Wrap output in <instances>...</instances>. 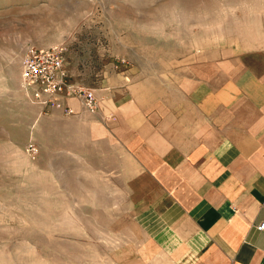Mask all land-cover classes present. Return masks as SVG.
Returning <instances> with one entry per match:
<instances>
[{
	"label": "rangeland",
	"instance_id": "rangeland-1",
	"mask_svg": "<svg viewBox=\"0 0 264 264\" xmlns=\"http://www.w3.org/2000/svg\"><path fill=\"white\" fill-rule=\"evenodd\" d=\"M263 39L264 0H0V264H137L126 249L143 240L91 115L22 88L28 48L62 45L74 83L100 95L113 74Z\"/></svg>",
	"mask_w": 264,
	"mask_h": 264
},
{
	"label": "crops",
	"instance_id": "crops-1",
	"mask_svg": "<svg viewBox=\"0 0 264 264\" xmlns=\"http://www.w3.org/2000/svg\"><path fill=\"white\" fill-rule=\"evenodd\" d=\"M21 85L42 109L91 115L143 239L134 263L264 264V39L113 74L95 111Z\"/></svg>",
	"mask_w": 264,
	"mask_h": 264
},
{
	"label": "built area",
	"instance_id": "built-area-1",
	"mask_svg": "<svg viewBox=\"0 0 264 264\" xmlns=\"http://www.w3.org/2000/svg\"><path fill=\"white\" fill-rule=\"evenodd\" d=\"M121 62L126 63L127 60L122 58ZM21 77L23 87L26 90L34 88L37 97L43 93L49 95L50 98L57 95L77 97L82 99L91 111L99 107V100L92 89L71 81L65 48L62 45L28 48L27 54L21 61ZM49 102L52 101L49 100ZM71 112L70 109L69 113ZM29 151L36 153L37 146L31 143ZM258 229L264 230V222L258 226Z\"/></svg>",
	"mask_w": 264,
	"mask_h": 264
},
{
	"label": "bare ground",
	"instance_id": "bare-ground-1",
	"mask_svg": "<svg viewBox=\"0 0 264 264\" xmlns=\"http://www.w3.org/2000/svg\"><path fill=\"white\" fill-rule=\"evenodd\" d=\"M179 238V237H178ZM180 239V238H179ZM181 240V239H180ZM175 241H177V240H175Z\"/></svg>",
	"mask_w": 264,
	"mask_h": 264
}]
</instances>
